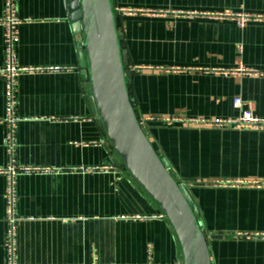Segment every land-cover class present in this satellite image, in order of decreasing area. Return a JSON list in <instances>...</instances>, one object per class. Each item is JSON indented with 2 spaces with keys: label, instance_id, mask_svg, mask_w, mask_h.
Instances as JSON below:
<instances>
[{
  "label": "crops",
  "instance_id": "0c3cea01",
  "mask_svg": "<svg viewBox=\"0 0 264 264\" xmlns=\"http://www.w3.org/2000/svg\"><path fill=\"white\" fill-rule=\"evenodd\" d=\"M138 118L186 186L211 264H264V130L236 120L234 100L264 120V22L241 29L226 12L264 16V0H111ZM19 78L12 155L0 77V264H8V175L15 176L17 264H182L177 236L114 152L82 74L83 33L68 0H18ZM4 0H0V20ZM5 28L0 26V68ZM143 68L135 71L134 69ZM107 168V169H105ZM24 170H33L26 172ZM37 170V171H34Z\"/></svg>",
  "mask_w": 264,
  "mask_h": 264
},
{
  "label": "water",
  "instance_id": "95a60500",
  "mask_svg": "<svg viewBox=\"0 0 264 264\" xmlns=\"http://www.w3.org/2000/svg\"><path fill=\"white\" fill-rule=\"evenodd\" d=\"M76 28L83 33L82 74L90 81L97 117L132 178L159 207L180 244L182 264H211L198 212L185 186L161 159L140 125L127 80V54L121 47L111 0H68Z\"/></svg>",
  "mask_w": 264,
  "mask_h": 264
},
{
  "label": "built area",
  "instance_id": "2783aa9c",
  "mask_svg": "<svg viewBox=\"0 0 264 264\" xmlns=\"http://www.w3.org/2000/svg\"><path fill=\"white\" fill-rule=\"evenodd\" d=\"M18 0H4V18L0 20V26L5 28L4 44H5V60L4 65L0 68V77L5 81L6 86V111L7 116L5 123L8 126L6 144L8 153L12 155L14 149V135L17 124L21 119L17 116V94L19 78L26 73L43 72L45 70L38 68H23L19 65L15 45L18 39V27L21 24L17 16ZM117 13L126 14L127 10L117 9ZM115 12V14H116ZM215 19H230L237 23L238 27L244 29L251 22H264V16H255L243 13L226 12L221 14L211 15ZM143 68L136 67L135 71H140ZM225 73L238 74L241 76H262L258 71L249 70L243 64H239L236 70L227 71ZM234 107L241 111L240 117L236 120H214L205 122L208 126L221 128L223 126H235L243 130H264V120L255 115V106L251 102H244L241 98L234 100ZM140 125L144 128L145 123L155 120V118L145 117L139 118ZM107 169V168H105ZM30 172L33 170H24ZM37 171V170H34ZM3 173L8 175V187L5 195L7 201V223L8 232L6 240V248L8 253V264H17L15 261L16 255V225L20 221L16 212V191H15V176L17 170L12 166ZM185 186L184 184H180ZM238 185L253 186L264 188V183H239ZM186 187V186H185Z\"/></svg>",
  "mask_w": 264,
  "mask_h": 264
},
{
  "label": "trees",
  "instance_id": "16d2710c",
  "mask_svg": "<svg viewBox=\"0 0 264 264\" xmlns=\"http://www.w3.org/2000/svg\"><path fill=\"white\" fill-rule=\"evenodd\" d=\"M137 116V115H136ZM138 118V117H137ZM139 119V118H138Z\"/></svg>",
  "mask_w": 264,
  "mask_h": 264
}]
</instances>
